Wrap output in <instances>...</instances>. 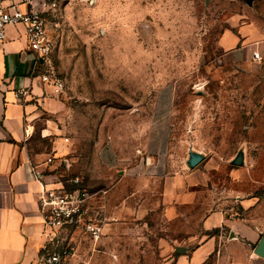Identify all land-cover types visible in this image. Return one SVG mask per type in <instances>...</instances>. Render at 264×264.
I'll return each mask as SVG.
<instances>
[{
	"label": "rangeland",
	"instance_id": "1",
	"mask_svg": "<svg viewBox=\"0 0 264 264\" xmlns=\"http://www.w3.org/2000/svg\"><path fill=\"white\" fill-rule=\"evenodd\" d=\"M20 1L44 18L51 50L41 72L62 83L67 151L52 176L77 177L101 221L97 239L63 235V264H173L184 244L201 255L191 264H264L252 251L259 235L247 246L227 238L231 227L264 233V0ZM159 98L168 105L164 174H151L150 154L136 150ZM99 138L115 144L124 172L94 159ZM190 146L204 155L192 169ZM239 150L244 162L234 165ZM182 170L207 181L167 204L162 176ZM216 209L226 224L205 230Z\"/></svg>",
	"mask_w": 264,
	"mask_h": 264
},
{
	"label": "crops",
	"instance_id": "2",
	"mask_svg": "<svg viewBox=\"0 0 264 264\" xmlns=\"http://www.w3.org/2000/svg\"><path fill=\"white\" fill-rule=\"evenodd\" d=\"M19 7L28 10L32 6L20 3ZM240 51L237 52L239 58L248 57L244 49ZM41 65V59L28 46L22 26H7L5 38L0 41V264L36 263L46 242L36 196L41 182L53 177L52 163L67 151L59 123L64 104L59 92L42 81ZM167 107V100L159 98L152 111L145 143L136 150V155L150 154L147 171L151 174H164ZM36 138L49 140L48 150H35L32 142ZM47 157L52 161L47 162ZM94 159L107 169H119L120 173L127 166L115 144L102 142L100 138L94 143ZM62 161L69 165L66 159ZM139 171L146 172L145 169ZM206 179L205 172L193 170L162 176L164 201L169 204L173 199L181 200L190 186H202ZM202 224L205 230L225 225V214L217 209L210 211ZM230 230L234 231L235 238H227L246 246L259 235L249 227L240 237L234 227ZM200 259L201 255L190 249L174 258L173 264L197 263Z\"/></svg>",
	"mask_w": 264,
	"mask_h": 264
},
{
	"label": "built area",
	"instance_id": "3",
	"mask_svg": "<svg viewBox=\"0 0 264 264\" xmlns=\"http://www.w3.org/2000/svg\"><path fill=\"white\" fill-rule=\"evenodd\" d=\"M20 3L23 2L0 0V41L5 38L7 26H22L28 46L41 59V64H44L51 50L44 18L33 7L28 10L20 9ZM251 58L254 61L261 60L259 51L252 52ZM40 77L43 82L52 85L55 91H61L62 83L52 78L50 73H42ZM51 161L52 158L47 157V162ZM89 197L87 191L79 186L77 177L66 180L52 177L47 182H41L36 201L46 242L35 264L64 263L69 251L62 247L63 235L83 232L94 239L99 237L101 221H97L90 212Z\"/></svg>",
	"mask_w": 264,
	"mask_h": 264
},
{
	"label": "water",
	"instance_id": "4",
	"mask_svg": "<svg viewBox=\"0 0 264 264\" xmlns=\"http://www.w3.org/2000/svg\"><path fill=\"white\" fill-rule=\"evenodd\" d=\"M248 3H250V0H246ZM204 158V155L202 152L198 150L192 149V147H189L187 158L185 159V165L188 168H193L196 165H198ZM244 162V153L242 150H239L232 160V163L234 165H242ZM228 238L233 239L235 238L234 231L230 230L228 233ZM190 245H175L173 248L174 253L179 254H185L190 250ZM253 253L261 258H264V233H259V239L256 242V244L253 246Z\"/></svg>",
	"mask_w": 264,
	"mask_h": 264
}]
</instances>
